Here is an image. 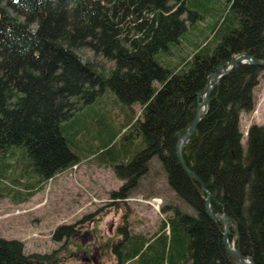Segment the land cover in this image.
<instances>
[{
	"label": "trees",
	"instance_id": "1",
	"mask_svg": "<svg viewBox=\"0 0 264 264\" xmlns=\"http://www.w3.org/2000/svg\"><path fill=\"white\" fill-rule=\"evenodd\" d=\"M84 47L114 66L83 60ZM240 54L264 60V0H0V195L25 201L43 182L96 160L124 181L112 198L126 199L157 158L192 211L164 207L152 235L125 220L105 264H240L224 221L207 212L206 189L210 212L231 218L230 245L264 264V124L246 135L241 127L264 66L239 64L224 75L184 146L206 189L176 151L208 77ZM103 92L125 118L102 102ZM75 228L60 225L53 239ZM55 252L28 254L22 241L0 237V264H53Z\"/></svg>",
	"mask_w": 264,
	"mask_h": 264
},
{
	"label": "rangeland",
	"instance_id": "2",
	"mask_svg": "<svg viewBox=\"0 0 264 264\" xmlns=\"http://www.w3.org/2000/svg\"><path fill=\"white\" fill-rule=\"evenodd\" d=\"M210 21L211 17L199 23L194 33L185 39L184 50L191 49L190 38ZM78 53L83 60L93 61L100 70L109 71L114 66L112 60L90 48H81ZM255 95V109L241 116L245 135L252 123L264 124V71ZM101 99L119 117H126L112 93L103 92ZM136 109L140 111L139 106ZM246 142L247 139H243L245 145ZM13 160L11 157L10 161ZM123 183L112 168L96 160H83L43 182L25 201L14 202L11 197L0 195V237L22 241L28 254H52L57 250L58 253L47 260L53 264H98V260L105 264L113 258L109 246L117 237V227L125 220L133 230L152 235L166 216L164 207L173 205L192 211L170 188L157 158L151 161L149 172L131 196L112 198V192L119 190ZM86 215L90 218L80 221ZM64 224H74L75 232L69 238L53 239L56 228Z\"/></svg>",
	"mask_w": 264,
	"mask_h": 264
},
{
	"label": "water",
	"instance_id": "3",
	"mask_svg": "<svg viewBox=\"0 0 264 264\" xmlns=\"http://www.w3.org/2000/svg\"><path fill=\"white\" fill-rule=\"evenodd\" d=\"M239 64H253V65L264 66V60L255 59L248 54H240V55H237L232 60L222 64L215 71V73H213V76L215 75V79L213 81H211V76H210L207 80V84H206L205 88L203 89V91H201L198 94V97L203 96V99L197 103L196 117L194 118L189 130L187 132H185L177 142V146H176L177 156L180 159L183 167L185 168V170L187 171L188 174L193 175L202 185H203V183H202L201 179L197 176V174L193 170H191L186 165V163L184 161V157H183V149H184L185 144L189 141L192 134L196 130V127H197L199 121L201 120V116L207 107L208 99L210 97L212 90L214 89V87L216 85H219L220 80L224 75L231 72ZM203 187H204V189H206L204 185H203ZM210 202H211V195L209 193L208 197L206 199L207 212L213 218H219V219H222L224 221V224H225L224 240H225L226 245L229 247L230 251L233 253V255L236 257V259L239 261L240 264H254L253 259L251 257H245V259H243L241 256V253L238 252L232 245H230L229 239H228V233H229V230L231 228V218L225 213L212 214L210 212V209H209L210 208Z\"/></svg>",
	"mask_w": 264,
	"mask_h": 264
},
{
	"label": "bare ground",
	"instance_id": "4",
	"mask_svg": "<svg viewBox=\"0 0 264 264\" xmlns=\"http://www.w3.org/2000/svg\"><path fill=\"white\" fill-rule=\"evenodd\" d=\"M215 73V72H214ZM211 76V81H213L214 79H215V75L213 76V73L210 75ZM209 76V77H210ZM208 77V78H209ZM207 106H208V103H207ZM197 109V108H196ZM206 110H207V107H206V109H205V111H204V113L206 112ZM185 161V160H184ZM149 172V171H148ZM206 192L209 194V191L208 190H206ZM208 197V196H207ZM207 199V198H206Z\"/></svg>",
	"mask_w": 264,
	"mask_h": 264
}]
</instances>
